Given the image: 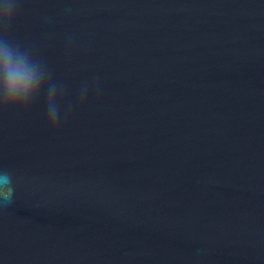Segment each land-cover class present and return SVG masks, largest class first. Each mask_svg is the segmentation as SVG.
I'll return each instance as SVG.
<instances>
[{
    "label": "water",
    "instance_id": "water-1",
    "mask_svg": "<svg viewBox=\"0 0 264 264\" xmlns=\"http://www.w3.org/2000/svg\"><path fill=\"white\" fill-rule=\"evenodd\" d=\"M10 38L64 95L0 112V264H264V0H19Z\"/></svg>",
    "mask_w": 264,
    "mask_h": 264
},
{
    "label": "clouds",
    "instance_id": "clouds-1",
    "mask_svg": "<svg viewBox=\"0 0 264 264\" xmlns=\"http://www.w3.org/2000/svg\"><path fill=\"white\" fill-rule=\"evenodd\" d=\"M19 0H0V112H27L44 95L46 121L55 130L61 120L62 83L53 81L51 70L36 57L27 45L10 38ZM85 83L80 89V103L87 96ZM69 109H65L67 119ZM14 175L0 170V205L12 202Z\"/></svg>",
    "mask_w": 264,
    "mask_h": 264
}]
</instances>
